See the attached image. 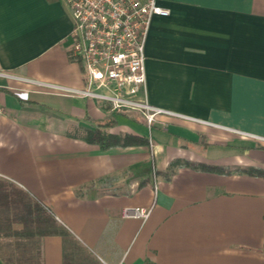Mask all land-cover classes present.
Wrapping results in <instances>:
<instances>
[{
	"label": "crops",
	"instance_id": "1",
	"mask_svg": "<svg viewBox=\"0 0 264 264\" xmlns=\"http://www.w3.org/2000/svg\"><path fill=\"white\" fill-rule=\"evenodd\" d=\"M156 3L147 101L172 114L148 124L43 86H82L63 0H0V181L48 215L24 237L42 264H264V0ZM104 122L148 143L86 142Z\"/></svg>",
	"mask_w": 264,
	"mask_h": 264
},
{
	"label": "built area",
	"instance_id": "2",
	"mask_svg": "<svg viewBox=\"0 0 264 264\" xmlns=\"http://www.w3.org/2000/svg\"><path fill=\"white\" fill-rule=\"evenodd\" d=\"M72 27L65 39L69 55L82 68V86H43L68 96L87 98L110 111L136 110L151 124L172 112L147 101L144 46L151 18L168 16L156 0H63ZM4 106L0 103V116ZM150 209L124 208V216L146 219Z\"/></svg>",
	"mask_w": 264,
	"mask_h": 264
},
{
	"label": "trees",
	"instance_id": "3",
	"mask_svg": "<svg viewBox=\"0 0 264 264\" xmlns=\"http://www.w3.org/2000/svg\"><path fill=\"white\" fill-rule=\"evenodd\" d=\"M112 122L95 124L94 128L87 130L84 140L88 143L97 144L101 149H107L112 146H128L147 144V138L142 136L125 134L116 135L106 131V127ZM176 162L170 163L168 172L173 173V167ZM209 170L216 169L213 166L204 167ZM250 174L264 177V168L250 167L244 170ZM8 183L0 181V259L4 264H42L41 252L38 243L26 242L25 236L29 232L26 227L48 225L49 217L44 213L43 208L38 203H29L14 199L12 192L8 190ZM25 202V203H24ZM27 202V203H26ZM14 203L19 205V217L23 221L22 231L12 230L14 222ZM51 222H49V225Z\"/></svg>",
	"mask_w": 264,
	"mask_h": 264
},
{
	"label": "rangeland",
	"instance_id": "4",
	"mask_svg": "<svg viewBox=\"0 0 264 264\" xmlns=\"http://www.w3.org/2000/svg\"><path fill=\"white\" fill-rule=\"evenodd\" d=\"M96 104H98V103H96ZM99 105V104H98Z\"/></svg>",
	"mask_w": 264,
	"mask_h": 264
}]
</instances>
